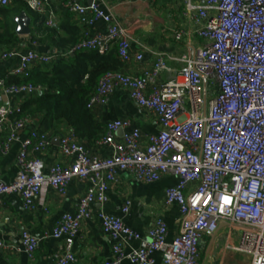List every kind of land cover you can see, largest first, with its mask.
Masks as SVG:
<instances>
[{"label":"built area","instance_id":"obj_1","mask_svg":"<svg viewBox=\"0 0 264 264\" xmlns=\"http://www.w3.org/2000/svg\"><path fill=\"white\" fill-rule=\"evenodd\" d=\"M14 0H0V8ZM39 15L38 24L51 27L58 14L49 0H23ZM67 8L85 24L103 18L101 0H66ZM154 1V0H150ZM183 17L199 25L196 33L202 43L178 60L176 75L160 84L157 78L168 68L167 56L159 54L149 68L139 74L120 69L104 73L89 96L86 107L93 111L104 106L115 88H124L134 104L153 114L159 130L142 135L130 128L120 138L119 129H128L127 119L105 123V133L94 145L107 147L110 155L94 154L79 141L70 127L58 140L68 165L55 163L44 173L38 154L50 144L49 134L31 130L21 141L16 156L17 171L9 183H0V196L16 194L25 210H33L35 200L47 186L64 194L67 184L77 179L86 184L74 214H63L51 230L52 238L64 237L62 254L52 264L76 261L71 251L80 222L90 215V205L107 201L110 184L120 173L130 174L141 183H152L170 175L175 184L165 190L166 205L176 204L178 228L167 240V226L157 217L143 234L131 230L109 214L99 213L101 230L111 240V259L101 264H201L199 243L205 235L214 236L221 227L226 237L223 251L248 257L241 264H264V0H180ZM184 31L174 33L182 40ZM36 42L34 41L33 44ZM114 44L122 60L127 59L128 35L125 28L110 23L106 32L81 37L75 46L82 50L107 52ZM1 58H16L17 65L0 78L5 96L37 94L43 89L30 82L7 83L9 76L29 78L31 68L50 62L55 56L31 49L22 53L4 50ZM86 75L84 76V78ZM15 108L0 107V154L8 153L29 117L16 118ZM129 202L121 208L126 213ZM46 237V236H45ZM40 238L23 230L20 248L0 241L1 251L22 250L33 259ZM138 246L127 253L131 242ZM130 246V245H129Z\"/></svg>","mask_w":264,"mask_h":264},{"label":"crops","instance_id":"obj_2","mask_svg":"<svg viewBox=\"0 0 264 264\" xmlns=\"http://www.w3.org/2000/svg\"><path fill=\"white\" fill-rule=\"evenodd\" d=\"M49 2L58 17L59 13L61 14L59 5L62 4L68 10L66 0H49ZM88 2L89 0H84L83 3ZM99 9L103 17H108L111 22L97 18L81 24L76 14L68 10L71 13V21L81 33L80 38L95 32H106L112 22L125 28L128 35L127 59L124 61L119 57L121 62L119 69L124 73L136 75L143 69L149 68L157 55L164 54L167 56L168 68L160 73L157 84L174 77L182 66L178 59L202 43L196 33L202 22L197 24L183 17L180 0H101ZM180 30L184 31V38L174 39V33ZM20 38L21 41L12 48L19 53L33 49L40 54L57 55V49L51 45L40 42L33 44L34 41H31L29 35ZM3 51L4 49L0 48V54ZM16 65V58L3 59L0 55V78H5ZM23 97L24 95L5 96L0 92V107H18ZM92 113L95 120L103 124L116 119L129 120L130 127L117 130L115 133L117 138L130 128L139 129L142 135L153 134L159 130L156 117L145 109L137 107L124 88H115L107 103L102 107H95ZM69 128L70 126L63 122L44 129L38 115L29 116L18 135V141L11 145L7 154H0V183H9L14 178L17 171L16 156L21 141L31 130H44L49 134V146L38 154L43 161L44 173H48L55 163L68 165L72 160L60 154L58 140ZM2 135L3 133L0 132V138ZM79 141L86 144L84 140L79 139ZM87 146L94 154L104 157L110 155L107 147H98L94 144ZM175 182V177L166 175L152 183H141L134 180L130 174L120 173L117 182L109 185L106 192L107 201L103 204L97 202L91 204L90 215L80 222L71 247L77 259L68 264H101L111 259L112 242L101 230L99 213L102 212L119 218L125 226L140 234L145 233L157 217H161L167 226V240H172L177 232L179 213L176 204H165L164 194L166 188ZM85 188L86 184L77 179H72L67 184L62 195L45 186L31 211L23 208L22 201L16 194L0 196V241L19 249L21 231L26 230L40 238L33 259L22 250L1 251L0 264H52L56 257L62 254L64 237L52 238L51 230L63 214L75 213ZM126 201L129 202V207L126 213H122L121 208ZM225 229L226 227L223 226L214 236L205 235L201 239L199 243L201 264L243 262L239 257L241 254L230 250L223 251L225 241L236 243L235 237L224 235ZM137 246L138 243L133 241L124 250L128 253ZM153 257L156 264H162L158 253ZM120 264L132 263L123 260Z\"/></svg>","mask_w":264,"mask_h":264},{"label":"trees","instance_id":"obj_3","mask_svg":"<svg viewBox=\"0 0 264 264\" xmlns=\"http://www.w3.org/2000/svg\"><path fill=\"white\" fill-rule=\"evenodd\" d=\"M21 11L31 18V41L55 47L57 55L48 63L37 64L29 78H6L7 83L30 82L43 87L37 94L24 96L20 111L14 116L38 115L44 129L65 122L80 140L93 145L105 133V124L95 120L86 103L98 79L106 72L119 69L118 46L114 44L103 54L75 48L81 33L62 4L59 5V22L46 27L37 23L39 15L29 10L23 0H14L9 6L0 8V48L9 50L21 41L14 22Z\"/></svg>","mask_w":264,"mask_h":264},{"label":"water","instance_id":"obj_4","mask_svg":"<svg viewBox=\"0 0 264 264\" xmlns=\"http://www.w3.org/2000/svg\"><path fill=\"white\" fill-rule=\"evenodd\" d=\"M14 22H15V32L19 36H26L30 34L31 18L25 11H21L19 14H17L14 17Z\"/></svg>","mask_w":264,"mask_h":264},{"label":"rangeland","instance_id":"obj_5","mask_svg":"<svg viewBox=\"0 0 264 264\" xmlns=\"http://www.w3.org/2000/svg\"><path fill=\"white\" fill-rule=\"evenodd\" d=\"M32 25V24H31ZM241 259H242V261H246V260H248V257H246L245 255H241V256H239Z\"/></svg>","mask_w":264,"mask_h":264}]
</instances>
